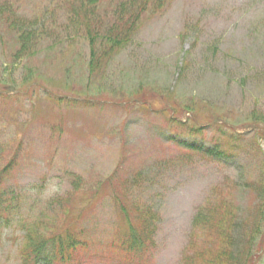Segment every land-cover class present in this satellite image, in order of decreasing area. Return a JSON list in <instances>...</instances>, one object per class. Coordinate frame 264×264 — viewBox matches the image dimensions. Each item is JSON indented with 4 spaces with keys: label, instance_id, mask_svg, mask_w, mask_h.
<instances>
[{
    "label": "rangeland",
    "instance_id": "rangeland-1",
    "mask_svg": "<svg viewBox=\"0 0 264 264\" xmlns=\"http://www.w3.org/2000/svg\"><path fill=\"white\" fill-rule=\"evenodd\" d=\"M128 1L96 11L104 31L137 21L101 60L73 0H0L47 33L18 55L0 27V264H21L19 222L40 217L83 242L69 264H198L223 248L217 213L243 228L235 251L264 233V0ZM121 208L141 251L123 247Z\"/></svg>",
    "mask_w": 264,
    "mask_h": 264
},
{
    "label": "trees",
    "instance_id": "trees-1",
    "mask_svg": "<svg viewBox=\"0 0 264 264\" xmlns=\"http://www.w3.org/2000/svg\"><path fill=\"white\" fill-rule=\"evenodd\" d=\"M76 4H72L71 12L69 15V22L71 21V15L73 18V23L78 29H83L89 34V47H91V54L95 56L96 53L94 50L95 41L97 39L103 40L102 45H100V56L101 60L104 59L105 55L107 56L112 50L121 49L118 45H126L127 39L133 34L131 33L136 26L135 20L128 19L120 21L119 26L110 27L107 31H104L103 26H99L101 21H96L93 19L96 16V11L100 4L104 0H73ZM130 0L127 4L139 5L147 7L151 0ZM158 5V2H156ZM161 3V2H160ZM162 4V3H161ZM122 9L118 12L125 11L124 5ZM121 12V13H122ZM43 20L41 18L34 19V21L20 20L15 18L13 10L5 6H0V27L2 26L5 31H13L16 33L17 38L20 43V50L18 55H22L25 51L29 52L39 45L40 41L47 36L46 30L42 27ZM44 26V25H43ZM81 27V28H79ZM2 31L0 30V34ZM122 38L125 40H122ZM93 63V59L90 62V65ZM90 69V68H89ZM92 74V73H91ZM219 121L215 122L214 129L218 130L221 127H225L224 124L218 125ZM183 123V122H182ZM179 123V124H182ZM184 125V124H182ZM185 126V125H184ZM201 130V129H200ZM193 133L198 132L197 128L192 130ZM237 136L236 134H234ZM10 165L6 167L8 171ZM3 184L0 180V186ZM264 189V188H263ZM5 193L0 190V224L4 223L6 219L3 220L2 207L7 202L5 199ZM12 201L16 200L14 197L11 198ZM264 202V198H262ZM118 201V200H117ZM121 214L125 218L127 224L126 239L123 247L126 251H141L146 247V241L139 234L138 230L132 225L131 220L127 214V211L124 208L120 209ZM225 212V211H224ZM140 218H144V223H151L154 219L151 214L143 213V211L138 212ZM263 219H264V213ZM221 218L219 224L216 226V233L218 238L222 239L223 248H220L212 252L205 260L198 258L200 263L198 264H258L261 261V257L264 254V246H260V238L264 235L263 232H260L255 228V231H252L250 234V245L244 251H235L233 249L235 240L242 237L241 231L243 228L239 227L238 219L232 213L226 214L217 213ZM53 221V220H52ZM47 219L40 217L33 223L19 222L21 223L23 230V246L20 251L21 255V264H69L73 263L76 258H74L77 253V249L81 248L83 242L79 238L71 233L69 230L65 232H58L53 229V226L48 224ZM54 222V221H53ZM205 223V218L197 219L195 227L199 224ZM7 226V225H6ZM144 229V227H143ZM234 241V242H233ZM260 248V249H259ZM259 249V250H258ZM241 252V253H240ZM238 253L240 255H238ZM194 263V262H193ZM187 264H192L188 262Z\"/></svg>",
    "mask_w": 264,
    "mask_h": 264
}]
</instances>
